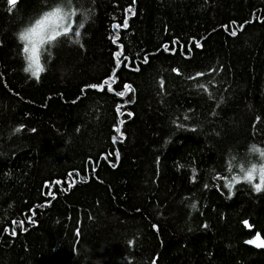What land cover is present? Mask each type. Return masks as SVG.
I'll return each mask as SVG.
<instances>
[{
  "label": "trees",
  "instance_id": "trees-1",
  "mask_svg": "<svg viewBox=\"0 0 264 264\" xmlns=\"http://www.w3.org/2000/svg\"><path fill=\"white\" fill-rule=\"evenodd\" d=\"M55 2L0 0V264H264V187L226 186L264 163V0H73L37 80L13 33Z\"/></svg>",
  "mask_w": 264,
  "mask_h": 264
},
{
  "label": "snow or ice",
  "instance_id": "snow-or-ice-1",
  "mask_svg": "<svg viewBox=\"0 0 264 264\" xmlns=\"http://www.w3.org/2000/svg\"><path fill=\"white\" fill-rule=\"evenodd\" d=\"M17 3V0H7V4L10 5V9L14 7ZM131 11V9H129ZM72 15H75V11H73ZM124 27H127V21H125ZM80 27H83L82 24H80ZM116 28H119L120 25H115ZM72 31V25L71 23H67L66 16L61 15L60 11L57 9L51 13L45 14L44 17H42L40 20L36 22V24L29 29L28 33L25 34V39L28 41L23 47V52L26 54V59H28L31 63L29 64V68L32 71V77L36 78L37 80L40 78V75L42 72L45 71V67L40 62V51L42 46L45 43H50L52 41H55L58 37L62 35H68ZM235 35V32L232 33ZM80 32L76 31L75 36H79ZM119 39V36L117 35L114 37L113 42L115 43L116 40ZM123 54V46H120V51L116 53L117 57V64L119 65V57ZM127 59V57H125ZM145 62H147V59H145ZM115 75V73H113ZM197 75H203L202 73ZM112 83H114V80H105L103 84L99 85V90H103L104 86H108V90H112ZM97 87V86H93ZM161 87H163V81H161ZM199 87L204 88L205 91H207V88L205 85L201 84ZM124 88L127 91H132L131 87L129 85H124ZM117 95H125L124 92L117 93ZM121 124L123 121L120 122ZM19 131V129H17ZM117 132H119V128L116 129ZM116 137H113V142L116 141ZM253 151L259 152L261 157H264V150H261L260 148H254ZM118 155V153H117ZM239 171L241 173L240 176H232L231 183L226 185L227 187H232L233 184L239 183L242 180L252 183L257 176L259 177V183L254 184V188L256 191H261L262 187H264V163H261L259 166L255 163L251 164L249 167H245L244 165H241L239 168ZM74 183V181H73ZM71 186V185H70ZM51 194V193H50ZM13 223H16L13 221ZM15 234V231L12 233ZM248 243L255 244L258 247H264V240L260 239V236L257 235L254 240L248 241Z\"/></svg>",
  "mask_w": 264,
  "mask_h": 264
},
{
  "label": "clouds",
  "instance_id": "clouds-1",
  "mask_svg": "<svg viewBox=\"0 0 264 264\" xmlns=\"http://www.w3.org/2000/svg\"><path fill=\"white\" fill-rule=\"evenodd\" d=\"M59 10L61 15H65L66 16V21L67 23H72L74 20V16L72 15L73 11H75V15H78L81 17V21L80 24L85 25L87 24L89 18H90V13L87 9L84 8H76L74 6L73 0H56L55 3L51 4L50 7L41 10L38 14H34L31 18H30V22H25L24 24H22L21 26H19L17 28V30L13 33L17 43L21 46V59H22V67H21V71L24 75L28 76V77H32V71L29 68V64L31 63L28 59H26V54L23 52V47L26 43H28V41L24 38L25 34L28 33L29 29H31L38 20H40L42 17L45 16V14L47 13H51L55 10ZM72 43H79L80 42V35L77 37L75 36V38H73L71 35H68L67 37ZM56 40L52 41L50 43H45L40 51V62L41 64L44 65L45 70H46V64L44 63V56L47 52V50L50 47L55 46L56 44ZM43 73V72H42ZM41 73V74H42ZM254 148H260L261 150H264V148H261L260 146L256 145V144H249L248 145V151L252 154H255L257 156H259L262 160H264V157L260 156L259 152H255L253 151Z\"/></svg>",
  "mask_w": 264,
  "mask_h": 264
},
{
  "label": "water",
  "instance_id": "water-1",
  "mask_svg": "<svg viewBox=\"0 0 264 264\" xmlns=\"http://www.w3.org/2000/svg\"><path fill=\"white\" fill-rule=\"evenodd\" d=\"M257 235H259V234H256V235H255L252 239H250V240H254L255 237H256ZM259 236H260V235H259ZM260 239H261V240H264L261 236H260ZM250 240H248V241H250ZM248 241H246V242L244 243L245 246L250 247V248H252V249H254V250H257V251H264V247H258V246H256L255 244L248 243Z\"/></svg>",
  "mask_w": 264,
  "mask_h": 264
}]
</instances>
